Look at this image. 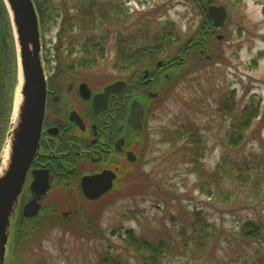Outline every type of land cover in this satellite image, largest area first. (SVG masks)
I'll return each instance as SVG.
<instances>
[{"label":"rangeland","instance_id":"obj_1","mask_svg":"<svg viewBox=\"0 0 264 264\" xmlns=\"http://www.w3.org/2000/svg\"><path fill=\"white\" fill-rule=\"evenodd\" d=\"M98 1L112 7L118 5L117 10L123 11L119 17L125 24L122 28L105 24L86 34L100 36L108 28L111 30L104 58L81 72L82 79L97 84L113 83L126 76L114 67L115 34L123 32L130 36L147 30L155 34L163 24L173 23L187 38L201 25V15L189 0ZM59 3L75 16L84 7L85 0H59ZM212 4L225 6L228 18L226 25L215 34L199 37L208 46L202 62L190 49L184 51L179 61L181 68L171 66L166 57L177 52L175 46L167 49L170 52L164 56L166 59L154 62L163 61L166 68L160 95L149 108L146 150L141 151L140 161L124 167L110 195L99 202L85 203L84 208L82 204L73 206L72 192L66 193L61 201L68 205L57 210L59 218L38 239L21 236L16 243L14 221L5 264H108L110 252L123 264H141V256H149L148 253L138 259L133 250H128L119 234L122 229L123 232L133 229L149 240H167L174 252L164 255L163 264H256L264 256V0H214ZM60 30L61 20L58 24L50 23L42 32L44 59L57 56ZM66 50L63 47L62 59L73 64L78 62L81 54L77 51L70 55ZM17 56L16 50L15 58L12 55L0 63L3 97L11 104V108L7 104L0 109V154L18 86ZM231 93L235 95L237 113L252 96L261 99L260 114L239 147L228 143L226 131L231 121L221 114L218 105L223 96L231 97ZM196 128L208 146L199 170L191 165L194 156L190 150L192 145L187 143ZM224 156L234 167L236 177H230L227 164L226 171L221 170L222 179L209 185L212 189L209 196L201 184L212 176ZM246 158L260 160L261 167H243L238 173L236 168ZM200 173L205 177L199 176ZM242 174H245L244 182L238 179ZM53 195L64 194L56 191ZM197 211H201L211 226L209 241L202 248L190 240ZM248 220L263 228L260 241L241 238L242 225Z\"/></svg>","mask_w":264,"mask_h":264},{"label":"flooded vegetation","instance_id":"obj_2","mask_svg":"<svg viewBox=\"0 0 264 264\" xmlns=\"http://www.w3.org/2000/svg\"><path fill=\"white\" fill-rule=\"evenodd\" d=\"M77 51L82 54L81 49L69 54ZM62 58L59 53L54 59L43 57L47 79L45 116L38 148L12 219L13 223L16 221L13 232L16 243L21 236H33L35 240L46 233L51 222L60 216L57 210L68 205L61 201L66 193L72 192L73 206L82 204L83 208L85 203L99 202L110 195L109 189L97 199L88 198L82 186L84 180L96 178L97 186L110 185L112 171L116 174L114 187L121 170L140 161L141 151L146 150L149 108L160 95L166 68L163 61L152 62L146 68L128 66L125 78L120 79L125 83L123 90L110 92V81L97 84L82 79L81 72L87 68L79 65L81 55L75 64ZM2 88L0 73V107ZM133 109L139 112L131 116ZM9 126L10 122L3 146ZM56 191L64 195H53ZM29 204L35 205L33 210L37 207L35 215L25 214Z\"/></svg>","mask_w":264,"mask_h":264},{"label":"trees","instance_id":"obj_3","mask_svg":"<svg viewBox=\"0 0 264 264\" xmlns=\"http://www.w3.org/2000/svg\"><path fill=\"white\" fill-rule=\"evenodd\" d=\"M58 1L59 0H34L41 31L44 32L50 23L54 22L58 24L61 20L57 52L61 54L63 47H66V51H74L76 47H79L78 43L81 40L79 49H81L82 54L79 61L80 63L78 62L79 65L85 68L96 65L98 60L104 58L106 54L111 30L108 28L103 31L100 36L97 34H86L89 30L91 31V29H94L96 31L98 27L100 28L105 24L116 28H122L125 24V20L119 17L123 12L122 9L118 11V5L112 7V4L104 5L98 0H85L84 7L78 9L77 14L73 16L70 14L67 7L64 10L61 3L57 5ZM189 2L201 15V25L197 32L185 38L173 23L163 24L162 28L155 34L147 30L144 31V33H133L130 36H126L123 32H119L115 34L116 58L114 67L121 73H125L128 66L146 68L159 58H167L170 60L169 64H171V66L181 68L182 63H179V61L182 60L184 51L190 49L195 56L201 57L200 61L202 62L203 54L208 52V46H206L199 37H202V39L206 38L209 35L215 34L219 29L209 19L207 9L209 0H189ZM210 3H214V0H211ZM59 7L62 9H59ZM60 10H64V13H61ZM83 34H85V36H83ZM66 38L67 41H64ZM173 46L177 47V52L165 58L164 56H166L168 52L167 49L171 50ZM15 54L16 47L10 16L3 0H0V63H4L8 57L12 55L14 57ZM14 58H11L13 62ZM2 104L4 108L7 104L8 108H11V104L6 101L5 95ZM218 105L221 114H223L225 118H230L231 121L229 129L226 131L228 143L234 147L241 146L245 141L247 130L252 126L253 121L260 114L261 99L252 96L251 101L239 113L235 111L236 102L234 93H231V97L230 95L223 96L218 101ZM2 107H0V109ZM187 143L188 145H192V149L190 150L194 159H192L193 163H191V165L199 170L202 166L199 163L202 161L201 159L205 157V153L208 150L207 143L202 139L197 128L194 132L191 131ZM228 161L229 159L224 156L223 161L220 162L215 168V171L210 174L212 176H208L207 182L201 184V189L209 196L212 195V189H210L211 187L209 185L216 184L222 179L221 170L225 169L226 171L225 166L230 163ZM242 163L243 164L239 165L240 168H236L240 171L238 173L242 172L243 167L251 169H254L253 167L259 168L262 162H260V160L255 162V160L252 161L246 158ZM232 165L236 164L233 162ZM229 168L230 177L235 178L234 167L229 164ZM200 175L202 178L205 177L203 173H200L199 176ZM243 175L245 174H242L238 179L244 182L245 178ZM209 181L212 183H209ZM192 226L194 227V234L190 240L196 241V246L198 248L204 247L209 241L210 233L208 232V228H211V226L202 216L201 211L195 212ZM122 230L119 234L126 241V248L128 250H133L135 255L138 256V259L143 253H148L149 256L145 254L141 256V264H163L164 255L174 252L167 240H149L144 235H137L133 229H126L124 232ZM262 230L263 228L261 225L253 220H248L242 225L241 238L246 241H260L259 239H261L263 234ZM107 263L123 264L114 253L111 252ZM256 264H264V256L261 257Z\"/></svg>","mask_w":264,"mask_h":264},{"label":"water","instance_id":"obj_4","mask_svg":"<svg viewBox=\"0 0 264 264\" xmlns=\"http://www.w3.org/2000/svg\"><path fill=\"white\" fill-rule=\"evenodd\" d=\"M3 2L10 16L19 69L10 126L0 155L1 169L6 148L9 147L6 167L0 172V264L6 263L12 219L38 148L47 101L40 21L34 0ZM210 2L211 0L207 7L209 19L217 28H221L226 23L228 11L225 6H217ZM218 39H221V36H218ZM124 86L123 81H116L110 84V92H120ZM17 92L20 94L18 106ZM133 110L131 116L137 115L139 110ZM140 112L142 114V111ZM115 178L116 174L110 171V185L106 186H97L96 178L84 180L82 186L85 195L90 199H97L109 189L112 190ZM33 206L35 207L29 204L26 207V215H35L37 207L33 210Z\"/></svg>","mask_w":264,"mask_h":264},{"label":"bare ground","instance_id":"obj_5","mask_svg":"<svg viewBox=\"0 0 264 264\" xmlns=\"http://www.w3.org/2000/svg\"><path fill=\"white\" fill-rule=\"evenodd\" d=\"M17 90L19 91V88ZM19 100H20V94L17 92V101H16V103H17L16 105L17 106L19 104ZM8 151H9V147L6 148L5 155L3 157V164H2V167L0 169V172H2L5 169V167H6V162H7V158H8Z\"/></svg>","mask_w":264,"mask_h":264}]
</instances>
